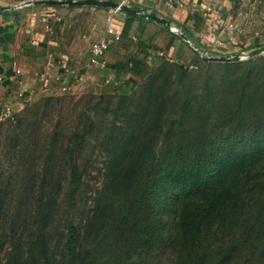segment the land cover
Here are the masks:
<instances>
[{"label":"rangeland","instance_id":"obj_1","mask_svg":"<svg viewBox=\"0 0 264 264\" xmlns=\"http://www.w3.org/2000/svg\"><path fill=\"white\" fill-rule=\"evenodd\" d=\"M35 1L0 0V5L47 6ZM177 1L186 5V15L193 21L184 29L181 21L171 17L173 4L163 2L152 9L159 17L174 21L171 27L179 33L185 49L178 56L164 53L161 59L146 64L139 79L124 92H63L52 95L55 100L48 106L34 108L42 98L0 118V264H70L65 243L71 223L81 231L86 225L90 229L93 224L102 225L94 245L103 248L98 250L101 264H171L177 221L175 194L168 195L169 204L162 213L163 244L157 238L160 202L151 201L153 213L148 216L152 217L143 216L147 201L142 208L133 206L141 175L122 179L132 184L135 181L133 188H125L127 192L110 185L100 207L103 172L110 162L104 145L110 150L124 145L132 152L136 135L149 139L155 128H163L152 143L165 149L171 144H163L161 135L173 126L184 136L192 135L193 139L185 142L186 148L196 143L210 158L236 149L239 141L253 133L264 136V130L256 132L249 124L242 133L233 134L219 120L225 102L233 100L235 80L244 70L225 64L264 55L248 54L264 46V0ZM188 106L197 110L193 116L186 113ZM199 113L207 122L205 136L199 134L204 121ZM80 131H86L87 136L77 159L70 162L65 143H78ZM113 163L116 170L119 166ZM74 164L81 177L71 198L69 181Z\"/></svg>","mask_w":264,"mask_h":264},{"label":"trees","instance_id":"obj_2","mask_svg":"<svg viewBox=\"0 0 264 264\" xmlns=\"http://www.w3.org/2000/svg\"><path fill=\"white\" fill-rule=\"evenodd\" d=\"M135 18V15H127L122 23V35L128 33ZM189 35L191 38V32ZM130 59L140 77L146 63L135 56ZM237 66L244 70L235 80L237 90L233 100L225 102V110L220 113L221 125L233 134L242 133L248 124L256 132L264 130V55L247 62L225 64V67ZM54 100L53 96L44 97L34 104V108L48 106ZM187 110L191 116L197 112L189 106ZM198 115L203 117L201 113ZM93 121L95 124L96 120ZM199 129V134L205 136L208 130L205 119ZM162 130L155 128L149 139L136 135L132 152H127L124 145L114 146L111 150L104 145L110 162L103 170L100 207L110 185L120 186L127 192L125 188H133L135 181L132 184L122 179L141 175L133 206L142 208L143 202L147 201L143 216L152 217L148 216L153 213L151 201L160 202L156 211L159 244L164 243L162 213L168 207V195L175 194L177 221L171 264H264V136L253 133L247 140L239 141L236 149L229 148L209 158L205 149L196 143L186 148L185 142L192 140V135L184 136L173 126L161 135V140L163 144L176 142L177 145L165 149L153 145L152 139L156 141ZM79 134L81 140L78 143L71 140L65 143L70 162L77 159L87 136L86 131ZM113 162L119 166L116 170H113ZM75 168V164L71 166V198L79 189L81 177ZM94 216L103 219L101 215ZM91 220L89 222H94ZM90 227L86 225V230L81 231L74 223L70 224L65 243L70 264H75L74 261L76 264H101L98 250L103 248L94 245L102 225Z\"/></svg>","mask_w":264,"mask_h":264},{"label":"crops","instance_id":"obj_3","mask_svg":"<svg viewBox=\"0 0 264 264\" xmlns=\"http://www.w3.org/2000/svg\"><path fill=\"white\" fill-rule=\"evenodd\" d=\"M114 1L150 11L163 2L173 4L171 17L181 21L183 29L193 23L181 1ZM127 15L98 5H0V112L7 108L14 112L28 103L63 92L125 91L139 79L131 57L148 64L165 56L164 53L178 56L185 49L174 29L139 15L128 33L111 43L104 56L105 65L91 64V43L105 34L108 18L113 17L122 32ZM61 59L68 60V67L75 72L72 77H68L67 66L61 64ZM24 87L28 90L24 97H19Z\"/></svg>","mask_w":264,"mask_h":264},{"label":"built area","instance_id":"obj_4","mask_svg":"<svg viewBox=\"0 0 264 264\" xmlns=\"http://www.w3.org/2000/svg\"><path fill=\"white\" fill-rule=\"evenodd\" d=\"M120 9H115L114 12H118ZM122 38V32L121 29L116 25L114 22L113 17H109L107 20V26L105 34L97 39H94L90 46V63L93 65L98 66H104V56L106 52L108 51L110 45L114 41H118ZM159 55H163V53H160ZM62 65L67 66L65 69V72L67 73L68 77H72V75L75 73L73 69L68 67V60L61 59L60 60ZM17 73H20V70H16ZM27 88L24 87L23 90H21L18 95L19 97H24ZM63 90L66 91L67 87L63 86ZM13 111L10 108L4 109L0 112V118H6L8 116H11Z\"/></svg>","mask_w":264,"mask_h":264},{"label":"water","instance_id":"obj_5","mask_svg":"<svg viewBox=\"0 0 264 264\" xmlns=\"http://www.w3.org/2000/svg\"><path fill=\"white\" fill-rule=\"evenodd\" d=\"M36 3H44V4H50V5H98L102 7H111L115 9H120L122 12L131 14V15H140L142 17H145L150 20H154L158 23H161L165 25L167 28H172L171 23L172 21L170 19H167L165 17H159L156 11H150L147 8H143L140 6H131L128 4H125L123 2L114 1V0H37ZM260 52H264V46L254 50L250 51L249 55H257ZM211 59L214 60H223V58H214ZM227 60V59H226Z\"/></svg>","mask_w":264,"mask_h":264}]
</instances>
